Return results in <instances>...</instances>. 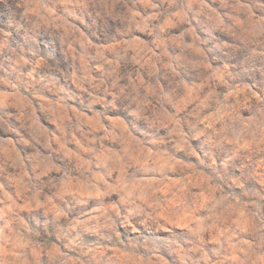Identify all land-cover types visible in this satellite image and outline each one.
I'll list each match as a JSON object with an SVG mask.
<instances>
[{
	"label": "rangeland",
	"instance_id": "obj_1",
	"mask_svg": "<svg viewBox=\"0 0 264 264\" xmlns=\"http://www.w3.org/2000/svg\"><path fill=\"white\" fill-rule=\"evenodd\" d=\"M0 264H264V0H0Z\"/></svg>",
	"mask_w": 264,
	"mask_h": 264
}]
</instances>
